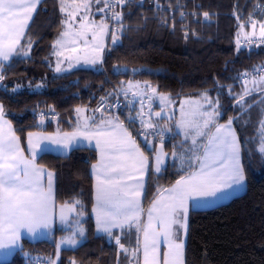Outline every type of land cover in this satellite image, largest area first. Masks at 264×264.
Masks as SVG:
<instances>
[{"label": "trees", "instance_id": "obj_1", "mask_svg": "<svg viewBox=\"0 0 264 264\" xmlns=\"http://www.w3.org/2000/svg\"><path fill=\"white\" fill-rule=\"evenodd\" d=\"M60 7V0L42 1L21 43L27 49L31 41L28 55H15L1 69L0 104L24 152L29 133L72 131L76 109L93 110L101 97L116 99L123 80L150 84L172 101L207 92L219 101L220 120H232L238 134L246 188L227 202L190 211L185 264H264V153L257 134L262 113L255 102L257 95L246 97L242 105L235 99L244 74L264 65V47L237 45L240 25L249 23V17L264 22V0H127L121 5L118 24L122 29L117 41L106 49L102 63L56 74L50 61L53 44L64 28ZM97 17L104 18V13ZM38 84L44 88H30ZM42 109L55 111L58 119L41 125L37 115ZM117 113L127 121L126 109ZM135 127L132 121L134 136ZM170 135L163 142L168 159L160 173L151 168L153 150L137 139L149 156L145 209L158 187L167 188L186 174L187 169L181 171L179 160L171 156L179 136ZM98 160V151L86 144L72 147L66 155L44 152L36 159L39 166L54 173L56 205L81 201L83 208L77 205V211L83 212V240L57 252L55 239L62 229L51 239H23L22 248L0 264H28L29 258L37 256L57 259L56 264L133 262L115 239L96 234L92 165ZM113 233L126 248L136 246L134 229Z\"/></svg>", "mask_w": 264, "mask_h": 264}, {"label": "snow or ice", "instance_id": "obj_2", "mask_svg": "<svg viewBox=\"0 0 264 264\" xmlns=\"http://www.w3.org/2000/svg\"><path fill=\"white\" fill-rule=\"evenodd\" d=\"M40 2L41 0H0V62L8 61L14 55H28L31 41L28 49H25L21 45V39ZM126 2L127 0H60V11L65 13L62 21L64 30L53 44L58 49L54 54L61 56L65 51L83 53V56H75L77 62L81 59L92 64L100 61L99 53L103 51V37L108 34L109 24L104 18L97 22L92 15V6L100 5L97 12L110 11L112 19L119 21L121 13L115 11L114 5ZM204 15L207 19L208 13ZM249 23L253 30L251 36H255L259 24L261 42H264V22L249 17ZM244 28L245 25L241 24V31ZM244 35L251 42L249 34ZM116 39L118 37L113 35V43ZM239 43L238 39V48ZM67 58L73 59L72 56ZM3 67V63H0V69ZM56 70H61L59 63ZM3 80L4 76L0 75V81ZM248 83L250 82L245 80L244 91L237 103L253 91L264 92V75L251 81L253 88H248ZM149 91L153 95H159L161 105L171 103L168 96L157 94V90L147 83L142 86L129 82L126 88L120 89L124 96L129 92L134 97L140 96L141 105L144 104L143 97H147L148 119H144L143 107L137 114L142 128L140 134L146 141L150 135L157 134L158 125L152 120V115L161 116L163 111L161 108L160 112L153 113V96L148 94ZM106 100V97H101L100 105L92 110L100 113L98 119L84 115L87 109L78 107V121L72 132L61 134L58 130L53 136L29 133L31 158L24 155L20 138L4 118V107L0 105V250H6L7 256H11V250L18 246L22 230L35 236L38 229L49 228L51 224L54 173L39 166L35 159V149L42 140H49L65 148L81 138L89 144L95 142L99 160L92 165L96 181L92 211L96 217L97 231H103L115 239L121 250L136 260V264H141V252L142 264H185L184 237L188 231L190 211L201 207L203 202L215 200L218 195L228 194L229 190L244 184L240 141L232 128V120L226 124L218 123L216 117L220 115L217 110L219 101L213 102L208 93L204 92L199 100L184 102L188 105V111L184 110V104L181 105V120L177 127L183 130L186 140H191V146L186 152H174L172 155L180 159L182 165L186 160V174L181 175L170 187H158L149 207L145 209L141 197L145 195L144 176L149 156L145 155L120 117L106 113V108L109 107ZM261 133L264 135V121L261 122ZM160 135L161 151L155 154L157 173L161 171L163 158L167 155L163 151L162 133ZM260 152L264 153V139ZM77 205L83 208L80 200L63 204L59 212L61 221L67 219L66 214L77 211ZM78 214L83 215V212L79 211ZM126 228L129 231L134 229L136 233V246L131 249L126 248L121 243L120 236L114 235L112 231H124ZM77 231L81 237L84 236L82 227ZM65 243L75 246L78 243L76 234L62 239L61 244ZM49 264L55 262L49 259Z\"/></svg>", "mask_w": 264, "mask_h": 264}, {"label": "crops", "instance_id": "obj_3", "mask_svg": "<svg viewBox=\"0 0 264 264\" xmlns=\"http://www.w3.org/2000/svg\"><path fill=\"white\" fill-rule=\"evenodd\" d=\"M42 1L43 0H41L40 4L42 3ZM39 5L37 6V9H38ZM37 9H36V11H37ZM35 14H36V12L33 13V19H34ZM63 14L65 15V13H63ZM98 14H99V12H97L95 9L92 8V15L95 17L96 20H100L102 18V17H97ZM33 19L29 22V26L32 23ZM64 19H65V16H64ZM28 28L25 30V35L27 33ZM63 30H64V28H63ZM25 35H24V37H25ZM24 37L21 39V43H22ZM57 50L58 49H55L53 47V51L51 53V61H50L51 69L56 74H62V73H60V72H58L56 70L58 63H59V67H60L61 70L62 69H69L70 65H71L70 68L71 69H74V68L77 67V65H84V64L91 65L92 64V63H85L83 59H81L79 62L76 61L75 56L76 55L83 56V53H69V52L65 51L63 53V55L57 56V55L54 54L55 51H57ZM104 53H105V49L103 50V54H102L103 56H102V58L100 60V63L98 64V62H97V64L95 63L94 65H100L102 63V60H103V57H104ZM14 56H12L8 61H2L0 63H3V65H7V64H9L11 62V60L13 59ZM69 56H72L73 59L69 60L67 58ZM81 67H85V66H81ZM68 71H70V70H67L66 72H68ZM63 73H65V72H63ZM191 98H192V100H199L201 98V96H199V97H191ZM215 101H217V100L215 99ZM179 102H180V100H178V101H172L171 100V103L170 104H168V105H161L160 100H159V97L156 96L155 101L151 103L152 111H153V113L160 112L161 111V108H163V111L161 112V116L152 115V117H151L152 120L154 122H156V124L159 126V124L163 122L160 119H168V120L171 119L170 114H173L175 116V118H176L178 112L175 109L176 108L175 106ZM217 110L220 113V115L218 117H216L217 122L220 123V124H226L228 121L223 122V121L220 120L221 119V112H220V109H219V105H218ZM140 111H141V109L139 107L138 113ZM143 111H144V119L147 120L148 119V108L143 107ZM232 128L235 130V127H234L233 124H232ZM12 129H13V127H12ZM57 131L51 132V133L42 132V131L41 132H32V133H36V134L42 135V136H53V135H55L57 133ZM72 131H70V132H72ZM60 133L63 134L65 132H60ZM235 133H236V136L238 137V134H237L236 130H235ZM238 139H239V137H238ZM33 142L35 143V137L33 138ZM80 144H86L88 146L94 147L95 142L93 141L91 144H89V142L87 140H83L81 138V139H77L76 141H74L68 148H65V147H63L61 145L52 143L49 140H46V143H42V141H40L39 147L35 149V151H36V157H35V159H37L44 152H52V153H55V154L66 155L72 147L77 146V145H80ZM146 144H147V147L149 149H152L153 150V160H152V163H151V168H152V170L155 173H157L155 171V164H156L155 154H156V152L161 151V142L157 138H154V139H150L149 138V139H147ZM240 149H241L240 150V155H241V164H242V147H241V144H240ZM163 151L165 153H167L165 151L164 144H163ZM24 155L26 157L31 158V149H30V145L28 143V136H27L26 152H24ZM98 155H99V153H98ZM167 159H168V154L166 156H164V158H163V163L161 165V171L166 167ZM149 169H150V165H149V161H148V168H147V171H146L145 176H144L145 186H146V179H147V175H148ZM92 172H93V170H92ZM95 182L96 181H95V177H94V190H95ZM245 188H246V183L244 182L243 185H241L239 187H234L233 189L229 190V193L228 194L218 195V197L215 200H209L207 202H203V204H202L201 207H199V208H193V209H206V208H211V207H214V206L219 205L221 203L227 202L228 200H230L234 196H237V195L242 194L245 191ZM94 195H95V191H94ZM143 198H144V195L141 197L142 206H143ZM53 201H54V203H53L52 219H51L50 227L49 228H40V229H38L37 232H36V234H35V236L29 234L26 230H22L21 231V238L19 240L18 246L16 248H14V249L11 250L12 251V255L11 256H7L6 255V250H0V259H7V258L10 259L16 251H18V250H20L22 248V240L23 239H27V240L32 241V242L38 241V240H42V239H51L52 236H53V234H55V231H57L58 229H62L63 231L60 232V233H58V235L56 236L55 241L57 243V247H58L59 243L61 244L62 239H66L67 237H69L73 233L76 234V239L78 240V244L77 245H79V243H81V241L83 240V237L84 236L81 237L79 235V232L77 230L76 231H73V229L75 228V226H77L78 224L72 226L73 224L76 223V220H78V219H76V218H78L77 215H79L78 214V211H74V212H72L70 214H66L67 215V219L65 221H61V219H60L59 212H60V207L62 205H56V203H55V176H54V186H53ZM94 205H95V196H94ZM93 217H94V221H95L96 234H99V235H108L107 233H105L103 231H97L96 217H95V214L94 213H93ZM146 219H147V217H146V214H145L144 220L146 221ZM81 221H82V216L80 215L78 228H81L82 227L81 226ZM112 231L114 232V231H121V230L120 229H113ZM76 232H78V233H76ZM187 233H188V231H187ZM186 239H187V235H186V237H184L185 245H186ZM65 248H70V246H68V247L66 246ZM140 258H141L140 259V262L142 264V252L140 254ZM3 261H5V260H2L0 262H3Z\"/></svg>", "mask_w": 264, "mask_h": 264}, {"label": "rangeland", "instance_id": "obj_4", "mask_svg": "<svg viewBox=\"0 0 264 264\" xmlns=\"http://www.w3.org/2000/svg\"><path fill=\"white\" fill-rule=\"evenodd\" d=\"M65 16V15H64ZM103 18V17H102ZM101 18V19H102ZM77 19H79L78 17H77ZM97 22H99V20H97ZM245 25V28L243 29V31H241V29H240V31H239V35L237 36V40L239 39V42H241V40H243V39H245L246 37H245V35H244V33H248L249 34V37L251 36V33H252V28H251V26H250V23H247V24H244ZM255 36H258V35H260V30H259V24H257V27H256V30H255ZM112 41L111 40H108V38H107V35H105L104 37H103V50L105 49V51H106V49L108 48V46L109 45H111L112 43H111ZM239 45H240V43H239ZM241 46V45H240ZM27 49H28V47H27ZM29 50V49H28ZM103 54V51L102 52H100L99 53V55H100V57L102 58V55ZM101 60V59H100ZM100 63V61H98V64ZM97 64V63H96ZM81 66H85V67H90V68H95V67H98V65H94V64H91V65H88V64H84V65H77V67H81ZM76 67V68H77ZM67 70H72L70 67H69V69H62L61 71H58V72H60V73H63V72H66ZM261 75H264V72H262V73H260V74H258L257 76H250V77H248L246 80H248L250 83H248V85H247V87L248 88H253L254 87V85L251 83V81L254 79V78H257V77H259V76H261ZM129 82H131V83H133V84H136V83H139V84H141L142 86L145 84V83H143V82H139V81H132V80H128V81H125V80H123L122 82H121V84H120V88L119 89H117L118 91L116 92V94L114 95V97H116V98H122L123 99V101L125 102V104L128 106V108L130 109V111H129V113H127V117H129V121L131 122V120H133L132 118H134V120L135 121H137V122H140V119H139V117H138V111H139V107H140V109L142 108V107H146V108H148V101H147V97H143V99H144V104L143 105H141V103H140V100H141V97L140 96H136V97H134V96H132V94H131V92H129L128 93V95L127 96H124L122 93H120V89L122 88V87H127V85L129 84ZM244 82H245V80H243V82H242V88H241V91H240V93L239 94H237V93H235L236 94V96H235V99H236V103H237V100L239 99V97L241 96V94L243 93V91H244V87H245V84H244ZM39 86V87H38ZM152 87V86H151ZM32 90H38V91H40V90H42L43 88H44V86L42 85V84H38V85H34V86H31L30 87ZM149 95H152L153 96V99H152V102H154L155 101V98H156V96L157 97H159V95H153L152 93H151V91H149V93H148ZM157 94H159V93H157ZM253 95H257L256 97H257V99L255 100V102H258L257 103V105H259L258 107H259V109L261 110V118H260V120H259V126H258V130H257V134H258V136H259V142H260V147H261V142H262V139H264V135H262V133H261V122L262 121H264V92H262V91H259V90H257V91H253L252 92V94L251 95H247V96H245L244 97V99L246 98V97H250V96H253ZM212 100H213V102H215V99L214 98H211ZM244 99L240 102V103H237L238 105H242V103H243V101H244ZM186 100H192V98L191 97H185V98H182V99H180V102L178 103V104H176V110H177V112H178V114H177V117L175 118V116L173 115V114H170V116H171V119H160V120H162L163 122L162 123H160L159 124V126L157 127V131H159L160 132V134L162 133V135L164 134H166V135H169V139L171 138V135L170 134H178V136H179V138H178V141L176 142V145H175V148H174V150H173V153L175 152V153H177V154H180V153H183V152H186V150H187V148L188 147H190L191 146V140L190 139H185V136H184V132H183V130L181 129V128H179V127H177V124H178V122L181 120V105L182 104H184V102L186 101ZM151 102V103H152ZM235 103V104H236ZM168 105V104H167ZM208 107H210V106H208ZM174 108V107H173ZM87 109V108H86ZM184 110L185 111H188V105L187 104H184ZM107 112H110L111 114H113V115H118V113L117 112H115V111H106V113ZM84 115H86V116H95L97 119L100 117V113H98V112H96V113H94L92 110H90L89 108L87 109V112L86 113H84ZM133 120V121H134ZM77 121H78V114L75 112V115H74V118H73V120L71 121V127H72V129H74L75 127H76V124H77ZM42 125V124H41ZM159 134V136L157 137V139L161 142V135ZM135 137V136H134ZM160 137V138H159ZM136 138V137H135ZM137 139V138H136ZM42 143H46V140H42ZM137 143H138V141H137ZM142 143H144V144H146V142L145 141H142ZM185 145V146H184ZM181 146H184V148L181 150L180 149V147ZM172 153V154H173ZM172 156V158H176V157H173V155H171ZM177 160H179V162H180V166H179V169L181 170L182 168L184 169V170H186L187 169V162H186V160H185V162H184V164L182 165V163H181V161H180V159H178L177 158ZM95 196V195H94ZM77 217L78 218H76V219H78V220H76V223L75 224H73L72 226H74V225H79V217H80V215H77ZM78 222V223H77ZM78 225L77 226H75V228L73 229V231H76L77 230V228H78ZM76 233H78V232H76ZM78 244V243H77ZM76 244V245H77ZM75 245V246H76ZM59 247H57V252H59L60 251V249H62L63 247L65 248L66 246L68 247V246H70V248L71 247H75V246H73V245H70V244H60L59 243V245H58ZM141 258H140V255H139V260H140ZM2 260H5V261H7V260H9L8 258L7 259H0V261H2ZM52 261H54L55 262V264H56V261H57V259H54V260H52ZM132 264H136V260L133 258V262H132Z\"/></svg>", "mask_w": 264, "mask_h": 264}, {"label": "built area", "instance_id": "obj_5", "mask_svg": "<svg viewBox=\"0 0 264 264\" xmlns=\"http://www.w3.org/2000/svg\"><path fill=\"white\" fill-rule=\"evenodd\" d=\"M114 7H115V11L121 13L120 12L121 11V5H114ZM104 18L108 21V24H109L107 38H108V40L112 41L111 42L112 44H114L113 43V35H115V37H117L118 32L122 29V26H123V25L118 24L121 19L119 21L112 19L110 11H106L104 13ZM250 40H251V42H249V38H245V39L241 40V42H240L241 47H243V48L264 47V42H261L260 35L250 36ZM116 41H117V39H116ZM262 72H264V65H262L259 68L253 69L250 73H248L247 76H245L244 80H246L250 76H254V75L257 76L258 74H260ZM0 75H1V69H0ZM100 103H101V100L97 103L96 107L98 105H100ZM106 103L109 105V107L106 108V111L118 112L120 110H125V109L127 110V113H129V111H130L128 106L125 104L123 99L120 97L116 98L114 100H106ZM42 117H43V123H41ZM58 117H59L58 113H56L55 111L42 109L41 111H39V113L37 115V121L42 125H47L48 122H55L58 119ZM132 121L133 120H131V122ZM131 122L129 121V117L127 118V121L124 122L125 126L129 127L130 131L132 130ZM135 123H136L135 137L141 141L146 142L144 136L140 134L142 131L141 123L137 122V121H135ZM149 131L151 132L152 130H149ZM156 132H157L156 135H150L148 137V139L149 138L150 139L157 138L159 136L160 132L157 130H156ZM162 139H163V142L165 140L167 141L169 139V135L163 134ZM145 145L147 146V144H145ZM49 259L50 258H48V257H38V256L37 257H31L28 264H49Z\"/></svg>", "mask_w": 264, "mask_h": 264}, {"label": "bare ground", "instance_id": "obj_6", "mask_svg": "<svg viewBox=\"0 0 264 264\" xmlns=\"http://www.w3.org/2000/svg\"><path fill=\"white\" fill-rule=\"evenodd\" d=\"M146 208H147V206H146ZM30 259V258H29ZM29 262V261H28Z\"/></svg>", "mask_w": 264, "mask_h": 264}]
</instances>
